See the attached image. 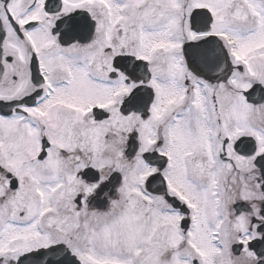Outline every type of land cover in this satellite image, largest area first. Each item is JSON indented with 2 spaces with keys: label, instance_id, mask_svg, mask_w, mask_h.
<instances>
[{
  "label": "snow or ice",
  "instance_id": "snow-or-ice-1",
  "mask_svg": "<svg viewBox=\"0 0 264 264\" xmlns=\"http://www.w3.org/2000/svg\"><path fill=\"white\" fill-rule=\"evenodd\" d=\"M0 264H264V0H0Z\"/></svg>",
  "mask_w": 264,
  "mask_h": 264
}]
</instances>
